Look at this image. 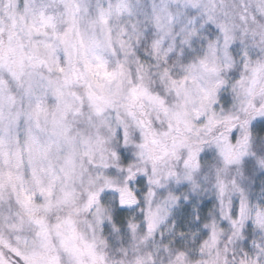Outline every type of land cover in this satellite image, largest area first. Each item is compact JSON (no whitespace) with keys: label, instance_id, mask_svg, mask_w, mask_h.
Instances as JSON below:
<instances>
[{"label":"clouds","instance_id":"1","mask_svg":"<svg viewBox=\"0 0 264 264\" xmlns=\"http://www.w3.org/2000/svg\"><path fill=\"white\" fill-rule=\"evenodd\" d=\"M0 264H264V0H0Z\"/></svg>","mask_w":264,"mask_h":264}]
</instances>
